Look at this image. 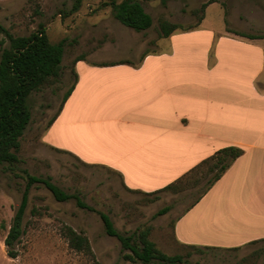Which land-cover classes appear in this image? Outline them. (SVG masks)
Returning <instances> with one entry per match:
<instances>
[{
  "label": "crops",
  "instance_id": "crops-1",
  "mask_svg": "<svg viewBox=\"0 0 264 264\" xmlns=\"http://www.w3.org/2000/svg\"><path fill=\"white\" fill-rule=\"evenodd\" d=\"M213 4L221 5L210 1L197 28L162 37L167 49L138 62L77 57L72 90L42 142L115 171L129 190L191 189L173 222L175 241L235 249L264 242V38L227 19L231 11L264 19V7L231 4L218 30L207 19ZM229 146L243 153L208 186L216 169L204 161ZM181 177L185 190H162Z\"/></svg>",
  "mask_w": 264,
  "mask_h": 264
},
{
  "label": "rangeland",
  "instance_id": "rangeland-1",
  "mask_svg": "<svg viewBox=\"0 0 264 264\" xmlns=\"http://www.w3.org/2000/svg\"><path fill=\"white\" fill-rule=\"evenodd\" d=\"M140 1L153 23L137 32L114 17L111 6L105 4L110 0H81L76 10L75 0H0V25L12 35H29L41 25L52 43L65 41L58 79L29 96L31 120L20 140L17 161L0 164V264H96V261L98 264H152L125 260L123 254L128 251L122 250L117 238L105 233L96 211L78 207L73 199L57 201L41 183L30 186L21 221L22 233L8 247L4 241L22 201L27 174L50 177L66 192L78 193L85 203L108 214L122 234L149 228V239L156 247L168 255L180 254L181 264H262L264 242L198 252L175 241L173 222L195 197L194 193L187 196L191 189L178 194L129 190L115 171L86 164L72 153L42 142L48 122L58 112L65 92L74 82L77 57L82 55L94 64L123 59L138 62L147 52L167 49V41L159 36L161 21L179 24L187 30L197 28L205 15L203 6L212 0ZM217 1L221 5L209 6L207 19L218 30L224 28V8L229 18L231 4L264 7V0ZM236 17L231 11L228 24L244 33L264 35V19ZM7 46L5 33L0 31V54ZM167 205L171 206L170 210L159 214ZM66 227L87 237L93 256L69 246ZM9 250L16 253L14 258L9 256Z\"/></svg>",
  "mask_w": 264,
  "mask_h": 264
},
{
  "label": "trees",
  "instance_id": "trees-1",
  "mask_svg": "<svg viewBox=\"0 0 264 264\" xmlns=\"http://www.w3.org/2000/svg\"><path fill=\"white\" fill-rule=\"evenodd\" d=\"M164 1L161 0V2ZM80 3L81 0H75V10ZM105 4L111 6L116 19L135 31L146 30L153 23L151 15L145 11L140 0H121L120 2L110 0L109 3ZM176 29L185 28L176 23L161 21L159 24V36L168 37ZM45 30L40 25L29 35L15 36L0 25V31L5 33V37L8 40V46L4 47L0 54V164L17 161L16 153L20 148V140L31 120V111L28 104L31 93L40 89L44 84L58 79L60 75L65 41L61 40L57 43H52L48 39ZM246 36L249 38H264V35ZM126 62L129 61L122 60L119 63ZM71 90L72 88L70 87L65 92L60 108ZM60 108L50 119L48 125L52 123ZM242 153V149L229 146L220 149L213 156L206 159L205 163L214 161L210 169H216V173L208 186L217 180L231 162ZM33 183L43 184L57 201L63 202L73 199L78 207L96 211L103 223L105 233L117 238L121 243L122 250L128 251L123 254L125 260L132 263L140 261L152 264H181L183 262V257L180 254L168 255L157 248L155 243L149 239V228L135 231L129 235L122 234L115 228L108 214L95 210L92 206L85 203L78 193L66 192L53 183L50 177H40L31 174H27V183L23 191L22 201L4 241L8 247H12L14 241L22 233L21 221L27 206L28 190ZM188 185V178L181 177L165 186L162 190L179 192L186 189ZM167 210L168 207H164L158 213L163 214ZM65 235L71 248L78 251H86L93 256L87 237L77 233L71 227H66ZM190 247L198 252L211 249L209 247ZM7 252L13 258L16 256V253L12 250ZM96 264H98L97 261ZM262 264H264V253Z\"/></svg>",
  "mask_w": 264,
  "mask_h": 264
}]
</instances>
